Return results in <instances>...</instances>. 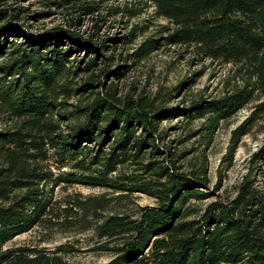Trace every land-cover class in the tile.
<instances>
[{"label":"trees","instance_id":"16d2710c","mask_svg":"<svg viewBox=\"0 0 264 264\" xmlns=\"http://www.w3.org/2000/svg\"><path fill=\"white\" fill-rule=\"evenodd\" d=\"M108 1H42L47 10L40 16L70 6L77 16L37 30L27 7L0 0V264H67L62 254L75 248L66 244L6 247L36 226L93 229L94 250L112 255L104 264H264V189L254 178L264 165V145L235 195L219 192L242 138L264 119V100L232 130L213 188L205 150L180 148L164 126L174 118L203 121L187 139L210 143L224 121L264 96V0L112 4L108 12L127 22L148 9L160 20L154 30L132 24L126 43L143 36L128 55L133 63L179 46L201 62L234 68L222 93L183 106L171 103L180 87L150 98L121 96L100 80L126 68L117 62L110 71L116 63L110 55L107 67L94 71L108 47V36L97 40L99 21L109 15L99 14L100 6ZM86 14L96 15L88 34L80 29ZM78 51L95 55L79 66ZM81 73L89 74L76 86ZM83 91L85 100H73ZM74 185L106 193L56 197L58 187ZM140 194L156 204L140 205Z\"/></svg>","mask_w":264,"mask_h":264},{"label":"rangeland","instance_id":"374dc122","mask_svg":"<svg viewBox=\"0 0 264 264\" xmlns=\"http://www.w3.org/2000/svg\"><path fill=\"white\" fill-rule=\"evenodd\" d=\"M42 1L45 0H7L8 4L23 6L29 9L28 14L32 16L30 17L31 23L34 24L37 30H44L60 23L69 22L77 16V12L70 6L69 8L59 10L51 9L53 11L42 15V17L39 11L47 10V6ZM125 1L113 0L104 2L100 6L99 14H102V16H105V14L109 15L106 21H99L100 34L97 40L100 41L101 38L104 39L106 36L109 37V40L107 50L99 57L98 66L95 67L94 71L98 74L101 68L107 67L105 58L110 55L115 56L114 62H116L108 65L110 71L115 68L116 64H118L117 62L126 65V68L122 69L125 72L124 74L112 71L106 72L108 76H101V81L105 80L107 86L115 85L121 96L130 93L136 96L142 94L150 98L155 96L159 91L163 93L171 91L172 88L174 90V88L180 87L179 90L176 91L175 89L173 91L175 92V98L171 103L174 105L180 104L181 106L188 104L190 100L201 94L203 96H216L223 92L222 89L224 90L229 78H232L234 68L231 65H221L219 62H211L210 60L201 62L194 54L188 53L182 47H162L137 64L133 63V60H129V53L143 39V36H141L135 41L136 43H126V35L129 33L132 24L136 22L148 24L150 30H154L160 20L154 18L152 9L146 10L140 17L133 19L132 22H127L128 19L126 17L124 18L121 15H114L108 12L112 9L110 8L112 4L122 6ZM95 18L96 15H83L80 20V29L85 31L86 34L93 32ZM94 55L91 54L90 56ZM90 56H87L82 51H78L77 57L82 59L79 66H84V61ZM88 74L81 73L78 75L75 78L77 82L76 86L84 84ZM88 94L83 91L73 100L79 98L85 100ZM262 100H264V96H261L259 101L256 100L248 104L231 119L224 121L210 143H204L199 137L195 136L187 139L188 134L203 121L183 122L182 118H174L171 121L164 122V126L170 127L169 139H175V145L177 144L180 148L186 147L189 150L192 147L205 150V154L208 156L210 178L212 180L210 188H213L218 182V167L222 158L227 153L232 130L248 117L256 104ZM263 145L264 119L260 120L251 133L242 138L234 156L232 167L224 173V180L219 187L220 194L235 195L236 187L249 172L250 159L253 153ZM261 166V169L256 171L254 178L258 186L264 189V165ZM73 193H81L84 196L101 195L102 193H106V190L83 185H74L68 189H63L62 187L56 189V197L59 199ZM135 200L140 205L156 204L155 198L145 194L137 195ZM96 241L97 236L93 229L80 231L77 228L62 229L58 226L53 228L36 226L33 230L14 238L7 243L6 247L25 245L55 250L59 245L66 244L69 247L75 248L71 253L62 254L67 264H104L112 255L107 252L94 250V246L97 244Z\"/></svg>","mask_w":264,"mask_h":264}]
</instances>
